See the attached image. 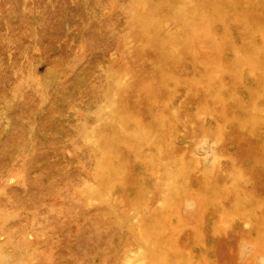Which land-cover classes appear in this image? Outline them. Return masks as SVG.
Wrapping results in <instances>:
<instances>
[{"label": "rangeland", "instance_id": "1", "mask_svg": "<svg viewBox=\"0 0 264 264\" xmlns=\"http://www.w3.org/2000/svg\"><path fill=\"white\" fill-rule=\"evenodd\" d=\"M194 1L0 0V264H264V0Z\"/></svg>", "mask_w": 264, "mask_h": 264}, {"label": "bare ground", "instance_id": "2", "mask_svg": "<svg viewBox=\"0 0 264 264\" xmlns=\"http://www.w3.org/2000/svg\"><path fill=\"white\" fill-rule=\"evenodd\" d=\"M193 1H194V0H193ZM207 1H208V0H207ZM223 1H224V0H223ZM225 1H226V0H225ZM194 2H195V1H194ZM226 2H227V1H226ZM209 3H210V2H209ZM229 3H230V2H229ZM243 3H245V2H243ZM246 3H247V2H246ZM234 4H235V3H234ZM227 5H229V4H227ZM230 6H231V5H230ZM236 6H237V3H236ZM242 6H243V5H242ZM245 6H247V5H245ZM234 7H235V6H234ZM234 7H233V8H234ZM240 7H241V6H240ZM234 9H235V8H234ZM245 9H247V8L245 7ZM241 10H242V8H241ZM245 13H246V12H245ZM230 16H231V15H230ZM245 18H246V17H245ZM246 19H247V18H246ZM246 19H245V20H246ZM239 20H240V19H239ZM240 21H242V18H241ZM243 21H244V20H243ZM252 22H253V20H252ZM252 22H251V23H252ZM240 23H241V22H240ZM257 23H258V22H255V24H257ZM261 24H262V23H261ZM261 24H260V25H261ZM253 25H254V24H253ZM253 25H252V26H253ZM257 26H258V25H257ZM254 27H255V26H254ZM254 27H253V28H254ZM263 28H264V24H263ZM250 29H251V27H250ZM254 29H255V28H254ZM259 29H260V28H259ZM248 30H249V29H248ZM245 31H247V30H245ZM252 31H254V30H252ZM227 32H228V31H227ZM227 32H226V33H227ZM243 32H244V31H243ZM251 33H252V32H251ZM225 35L227 36L228 34H225ZM222 36H223V35H222ZM223 38H224V37H223ZM226 38H227V37H225V39H226ZM228 38H230V37H228ZM228 38H227V39H228ZM263 38H264V36H263ZM228 40H229V39H228ZM228 40H227V41H228ZM230 40H231V38H230ZM223 42H224V40H223ZM227 43H228V42H227ZM250 49H251V48H250ZM235 50H236V49H235ZM237 50H238V49H237ZM237 50H236V52H237ZM252 50H253V49H252ZM252 50H251V51H252ZM247 51H248V50H247ZM254 51H256V49H255ZM258 52H259V51H258ZM247 53H250V52H247ZM253 53H254V52H253ZM255 53H256V52H255ZM237 54H238V52H237ZM243 54H245V53H243ZM238 55H239V54H238ZM240 55H241V54H240ZM246 55H247V54H246ZM247 57H248V56H247ZM249 57H250V55H249ZM247 61H249V59H247ZM104 78H105V77H104ZM107 78H108V77H107ZM105 79H106V78H105ZM109 79H110V78H109ZM110 80H111V79H110ZM108 83H109V82H108ZM110 84H112V83H109V85H110ZM107 85H108V84H107ZM107 85H106V88H108ZM109 87H110V86H109ZM116 89H117V88H116ZM120 89H121V88H120ZM102 91H103V90H102ZM101 95H102V94H101ZM13 252H14V251H13Z\"/></svg>", "mask_w": 264, "mask_h": 264}]
</instances>
